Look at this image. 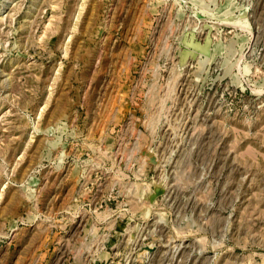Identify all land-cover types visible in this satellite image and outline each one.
<instances>
[{
	"label": "rangeland",
	"instance_id": "obj_1",
	"mask_svg": "<svg viewBox=\"0 0 264 264\" xmlns=\"http://www.w3.org/2000/svg\"><path fill=\"white\" fill-rule=\"evenodd\" d=\"M0 264H264V0H0Z\"/></svg>",
	"mask_w": 264,
	"mask_h": 264
}]
</instances>
